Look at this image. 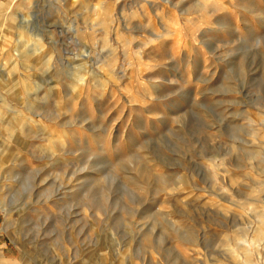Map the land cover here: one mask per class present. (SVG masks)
Instances as JSON below:
<instances>
[{
    "label": "rangeland",
    "instance_id": "rangeland-1",
    "mask_svg": "<svg viewBox=\"0 0 264 264\" xmlns=\"http://www.w3.org/2000/svg\"><path fill=\"white\" fill-rule=\"evenodd\" d=\"M0 264H264V0H0Z\"/></svg>",
    "mask_w": 264,
    "mask_h": 264
}]
</instances>
